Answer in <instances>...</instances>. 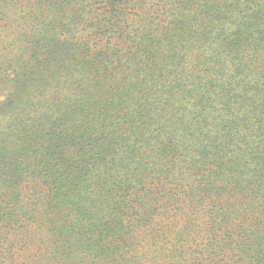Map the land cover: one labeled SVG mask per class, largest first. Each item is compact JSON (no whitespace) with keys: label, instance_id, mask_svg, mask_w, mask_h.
Returning a JSON list of instances; mask_svg holds the SVG:
<instances>
[{"label":"trees","instance_id":"1","mask_svg":"<svg viewBox=\"0 0 264 264\" xmlns=\"http://www.w3.org/2000/svg\"><path fill=\"white\" fill-rule=\"evenodd\" d=\"M0 264H264V0H0Z\"/></svg>","mask_w":264,"mask_h":264}]
</instances>
